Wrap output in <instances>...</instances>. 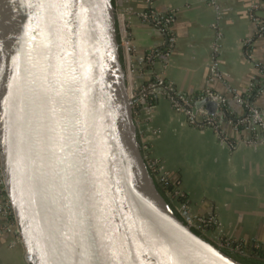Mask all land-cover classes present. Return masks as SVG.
Returning <instances> with one entry per match:
<instances>
[{"label":"water","instance_id":"95a60500","mask_svg":"<svg viewBox=\"0 0 264 264\" xmlns=\"http://www.w3.org/2000/svg\"><path fill=\"white\" fill-rule=\"evenodd\" d=\"M120 33L112 0H0V170L26 264H243L157 189Z\"/></svg>","mask_w":264,"mask_h":264},{"label":"crops","instance_id":"0c3cea01","mask_svg":"<svg viewBox=\"0 0 264 264\" xmlns=\"http://www.w3.org/2000/svg\"><path fill=\"white\" fill-rule=\"evenodd\" d=\"M115 9L127 23L136 83L157 76L185 96L210 90L225 98L232 123L219 110L214 130L189 124L158 92L142 135L174 189L185 195L190 214L215 218L217 227L208 231L213 239L264 256V143L252 142L255 131L247 124L235 126L245 109L234 98L251 90V102L264 112V0H121ZM169 12L171 53L159 52L138 71V61L163 42L161 30L142 15ZM6 222L0 212V264H26L20 237L5 230Z\"/></svg>","mask_w":264,"mask_h":264},{"label":"built area","instance_id":"2783aa9c","mask_svg":"<svg viewBox=\"0 0 264 264\" xmlns=\"http://www.w3.org/2000/svg\"><path fill=\"white\" fill-rule=\"evenodd\" d=\"M120 2L121 0H115L114 1V7L116 2ZM251 8H256V5H253ZM116 15L119 21H121V33L119 36V42L126 53L128 67H129V77H130V90H131V98L133 100V116H139V111L136 110L137 107H141L142 115L148 114L153 110V105L148 104L149 99H153L156 97V94L160 92L165 97L169 99L174 109L180 113H182L186 119L187 122L193 126L199 127V128H213L214 130L218 129V119L214 115H209L205 110L201 108H194V101L202 99L204 97H208L213 99H219V110H221L222 114H224L225 109V98L221 97L219 95L214 94L210 90H204L201 93H199L196 96H185L182 94L177 93L174 88L166 83L163 79L157 77V76H151L147 80H144V82L136 83L134 80V67L131 62V55H132V48L130 45V37L129 32L127 30V23L124 17V14L121 10L115 9ZM253 11V10H252ZM251 17L254 20H258L255 15L254 11L251 13ZM143 20L151 22L152 24L156 25L162 32L163 36V42H162V50L161 54L169 55L174 47L175 43V37L171 30V25L173 21V13L169 12L163 15H151L148 13H145L142 15ZM261 29V28H260ZM251 40H246L244 42L245 48L249 46ZM246 56L248 58L251 57L249 51L246 49ZM158 56L157 54H154V51H150L147 53L143 58H141L136 67L137 70H143L145 69V66L147 64V60L150 58ZM251 91V90H250ZM246 93L245 95H235V100L242 104L245 109V116L243 119H241L239 122L235 123L236 125H242L247 124L253 131H255V139L252 140V142H260L264 143V112L260 109H258L252 102H251V92ZM144 116V115H143ZM135 122L138 129V135L141 137L143 132V127L145 126V122L142 123L141 120H138V118H135ZM229 122L232 123V120L229 118ZM141 148L143 151H146L147 153V146L145 144L141 145ZM148 169L150 172H152V176L154 180L156 181H162L167 179V174L164 169V166L162 165L161 161H158L157 159H150V157H145ZM154 173V174H153ZM0 177H1V170H0ZM172 200L178 198L179 200V206L175 208V210L179 213V215L182 217V219L192 227H195L196 224H198L196 227H204L209 231L212 227H217L218 223L216 222L215 218L213 216L208 217H200V218H192L189 215L184 216L185 213H187V209L189 207L185 195L175 189L172 194L169 195ZM0 212L4 214L6 217V224L4 225V228L7 232L18 235V228L15 224V221L13 219V216L10 212V205L9 202L5 196V190L3 186V179L1 177L0 179ZM204 234V233H203ZM208 234V233H207ZM205 236V235H204ZM213 241V240H212ZM216 245H218L220 248H228L230 250L239 251L238 245L233 246V241H230L228 239H223L219 237L218 239L213 241Z\"/></svg>","mask_w":264,"mask_h":264},{"label":"trees","instance_id":"16d2710c","mask_svg":"<svg viewBox=\"0 0 264 264\" xmlns=\"http://www.w3.org/2000/svg\"><path fill=\"white\" fill-rule=\"evenodd\" d=\"M114 1L115 0H112V3L114 5ZM162 50V47L160 48H157L155 51H154V54H157L159 52H161ZM152 59V58H150ZM148 63V62H147ZM150 63V62H149ZM149 65L147 64L146 67H148ZM142 82H144V80H142ZM141 83V82H140ZM148 104H152L154 106L155 104V98L153 99H149L148 101ZM141 107H137L136 110H140L139 111V116H135V118H138V120H141L142 123H144V118H143V115H142V110L140 109ZM224 114L226 115V117L228 118H232L231 115L228 113V111H225L224 110ZM143 118V119H142ZM143 130H144V127H143ZM147 134L145 135H142L141 137L138 135L139 137V142H140V145L142 144H145L147 146V153H148V156L150 157V159H155L154 157L151 156V154L149 153V139L148 137L146 136ZM151 175H152V172H150ZM154 174V173H153ZM155 184H156V187L157 189L163 193L164 197L170 202L173 210L175 211V213L177 214L178 217H181L179 215V213L175 210V207H174V204L172 202V199L170 198V194H172V192L175 190L172 183L170 182V180L167 178L166 180H162V181H156L155 180ZM177 202L179 201L178 198L176 200ZM182 218V217H181ZM192 230L193 232H195L196 234L198 235H201L203 237H206L204 236L203 232L201 231V228L198 226V227H192ZM207 238V237H206ZM208 239V238H207ZM211 242H213L211 239H209ZM214 243V242H213ZM234 245H238L239 247V251H234V250H230L228 248H221L226 254H228L229 256L233 257L234 259H236L237 261L243 263V264H264V256L262 255V253L260 251H253L251 252L250 254H247L246 250L241 246L239 245L238 243H233V246Z\"/></svg>","mask_w":264,"mask_h":264},{"label":"rangeland","instance_id":"374dc122","mask_svg":"<svg viewBox=\"0 0 264 264\" xmlns=\"http://www.w3.org/2000/svg\"><path fill=\"white\" fill-rule=\"evenodd\" d=\"M144 117H145V114H144L143 118H144ZM143 118H142V119H143ZM141 136H142V135H141ZM0 179H1V177H0ZM172 202H173L175 208L179 206V201L177 202L176 199L172 200ZM187 215H189V216L192 217V218H195V217H193V216L190 214V207H188V209H187V213H185L184 216H187ZM201 231L204 233V235H205L208 239H211V240H213V241L216 240V239H213V237H211V235L209 234V232L207 231V229H205V228L202 227V226H201ZM207 233H208V234H207Z\"/></svg>","mask_w":264,"mask_h":264}]
</instances>
